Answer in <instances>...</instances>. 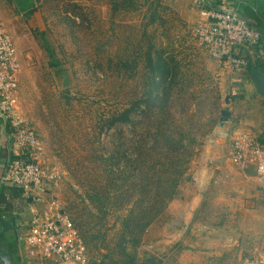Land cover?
Listing matches in <instances>:
<instances>
[{"label": "rangeland", "instance_id": "374dc122", "mask_svg": "<svg viewBox=\"0 0 264 264\" xmlns=\"http://www.w3.org/2000/svg\"><path fill=\"white\" fill-rule=\"evenodd\" d=\"M30 8L4 14L21 62L18 108L44 166L58 174L42 194L73 218L91 264H231L264 245V210L255 219L227 204L216 181L223 170L240 172L227 161L234 132L264 135V95L252 77L253 94L231 95L229 73L194 36V0H34ZM179 131L189 145L185 171L151 218L175 167L160 155L166 143L182 146ZM22 194L7 187L2 204L19 212Z\"/></svg>", "mask_w": 264, "mask_h": 264}, {"label": "built area", "instance_id": "2783aa9c", "mask_svg": "<svg viewBox=\"0 0 264 264\" xmlns=\"http://www.w3.org/2000/svg\"><path fill=\"white\" fill-rule=\"evenodd\" d=\"M200 7L194 36L209 55L239 84L251 63L264 59L261 29L227 0H195ZM21 62L12 36L0 22V130L9 140L11 158L0 171V184L21 189L25 196L50 192L58 174L41 159V142L35 128L19 112ZM231 88V95L238 94ZM228 161L239 169L254 167L264 178V143L254 131L239 129L228 144ZM40 199V197H37ZM264 198V185H263ZM44 207L33 209L24 236L30 257L53 264H89L84 236L54 196L42 197ZM231 264H264V245Z\"/></svg>", "mask_w": 264, "mask_h": 264}, {"label": "crops", "instance_id": "0c3cea01", "mask_svg": "<svg viewBox=\"0 0 264 264\" xmlns=\"http://www.w3.org/2000/svg\"><path fill=\"white\" fill-rule=\"evenodd\" d=\"M227 1L230 6L237 7L246 18L254 22L261 29L264 40V0ZM33 4L34 0H0V22L4 25V14H7L8 16L13 7H16L21 12L26 13L29 12L31 9L30 6ZM252 65L253 63L250 64L248 70L243 74V81L239 84L232 82L233 75L229 74L231 88L234 87L239 89L238 94L234 95V97L237 95L244 96L246 94L250 95L254 93V86L250 76V69ZM259 68L264 72V65L262 68ZM259 137L264 143V135H260ZM0 142L2 144H7L9 151L8 137L4 131L1 130ZM237 169L240 170V172L235 171L233 174L229 169L227 171L223 170L220 178H217L216 181H219V179L222 180L221 184L227 188L225 193L222 194L225 196L227 204L231 202L230 204L232 205L235 201L237 206L242 205V213L246 212L256 219L258 218L259 211H261V209L264 210V178L258 176L254 167L244 170L239 168ZM202 178L204 180L207 179V177ZM190 187H193V185L191 184ZM234 190L236 191L235 197L231 195L233 194L231 192ZM22 195L26 205L19 212H14L13 210L11 213V210L7 209L6 206L2 204L3 200L0 203V264H53L49 260L44 261L43 259L30 257L24 241V236L27 234L29 229V226L27 225L30 224V217L33 209H41L44 207V202L42 201L43 194L42 192L36 193L34 196L30 197L25 196L24 193ZM37 197H40V199ZM191 200L192 198L187 201L186 204H189ZM174 201L175 202L170 205L171 207L176 206V204H178L181 200L175 199ZM23 213L24 216H20ZM89 264H91V262H89Z\"/></svg>", "mask_w": 264, "mask_h": 264}, {"label": "trees", "instance_id": "16d2710c", "mask_svg": "<svg viewBox=\"0 0 264 264\" xmlns=\"http://www.w3.org/2000/svg\"><path fill=\"white\" fill-rule=\"evenodd\" d=\"M263 60L264 59L259 61V62L262 61L261 63H257L258 67H261V68L263 67V64H262ZM179 132H180V135H178V139H177V141L175 140V143L178 142V143L182 144V146L175 148L174 143H173V147H171L172 146L171 142L166 143L163 146V150L165 151V153L162 154L163 157L160 155V158L162 160H164L165 163L169 162V165H175V167H174V169H171V166H170V172L171 173L167 176L162 177V179H165L164 184H165V186L168 187V189L164 193L160 192L159 194L156 195V197H154L151 200V206L149 207L150 211L152 212L151 218L154 217V214L156 212H159L160 210L165 208V206L168 204V202L173 198V196L175 194L176 186L178 184V181L185 171L184 165L186 163V159H185V156L183 157V155L187 154L186 150L188 149L189 145L188 146L184 145L185 137H184L183 131H179ZM4 147H5V143L2 144L0 142V171L5 167L7 160H8V155L5 156L3 154V148ZM171 160H173V162H171ZM166 161H168V162H166ZM176 165H178V167ZM160 173H161V171H160ZM166 181H167V185H166ZM7 187L17 188L15 186L10 185V184L3 183L2 184V193H1V197H0V203L2 202V200H4V190ZM17 189H19V188H17ZM19 191L22 192L21 189H19ZM151 222H152V220H149L146 222V224L148 225Z\"/></svg>", "mask_w": 264, "mask_h": 264}, {"label": "water", "instance_id": "95a60500", "mask_svg": "<svg viewBox=\"0 0 264 264\" xmlns=\"http://www.w3.org/2000/svg\"><path fill=\"white\" fill-rule=\"evenodd\" d=\"M250 74L257 91L264 95V72L257 66V64L253 63L250 69ZM230 116H231V112L228 109L223 110L220 123H223V121L227 120ZM10 158H11V151L9 149L7 164H9ZM1 191H2V184H0V193Z\"/></svg>", "mask_w": 264, "mask_h": 264}]
</instances>
